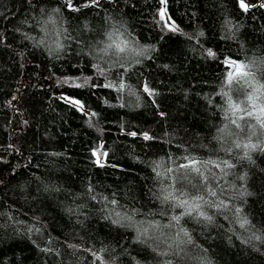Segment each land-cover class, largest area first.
<instances>
[{
  "label": "trees",
  "instance_id": "16d2710c",
  "mask_svg": "<svg viewBox=\"0 0 264 264\" xmlns=\"http://www.w3.org/2000/svg\"><path fill=\"white\" fill-rule=\"evenodd\" d=\"M261 2L0 0V264H264V129L226 120L222 94L227 60L264 82ZM125 40L145 54L101 52ZM188 155L213 161L211 221L155 198L156 164L165 184H203L184 179Z\"/></svg>",
  "mask_w": 264,
  "mask_h": 264
},
{
  "label": "snow or ice",
  "instance_id": "6c2138e0",
  "mask_svg": "<svg viewBox=\"0 0 264 264\" xmlns=\"http://www.w3.org/2000/svg\"><path fill=\"white\" fill-rule=\"evenodd\" d=\"M161 4H166V0H160ZM240 7L247 11L249 7H255L256 5H249L245 3V0H239ZM260 7H264V0H262ZM166 15V11L164 8H161L159 11V16L161 20H164ZM170 19V17L168 18ZM165 26L168 27L171 31H178V28H176L174 25L168 24L165 22ZM112 33H109V39L112 38ZM203 35V33H201ZM59 47V46H58ZM108 49H114L116 53L122 54L126 52H131L134 57H140L145 54L146 49H137L135 47H130L129 41H121L120 43H109L106 48H102L101 52H107ZM209 56H214V53L209 50L208 51ZM137 63H139V60H136ZM226 64L229 65V67L232 69L227 74L226 83L229 86V91L223 92V96L226 97V103H227V109L225 110L227 113H230V115H226L225 119L230 120V123L235 125L236 128L240 129L241 131L244 130V127L247 126V121L249 120H255L256 124L259 125L261 129H264V82H261V80H258L256 78V75L249 71V65L244 64L243 62H237L235 60H227L225 61ZM254 63V62H253ZM97 67H99L97 65ZM264 79V78H262ZM233 82L240 85L239 91H242L244 93V99L242 100H233L231 93V86ZM105 87H111L112 84L109 83L107 85H104ZM125 88V85L123 83L119 84V89L123 90ZM144 91L149 93L150 95L151 90L145 86ZM132 95H135V93H130ZM75 104H79V101H73ZM235 117V118H232ZM238 121H245V126H242ZM255 127L256 125H251L252 132L251 135H255ZM227 129V125H225V128L220 129L221 133H224ZM264 134V133H262ZM131 135H136V133H131ZM144 139H152V137L148 136L147 133L144 134ZM235 147L240 148H252L255 149L259 147L257 144H244L241 145L240 143H236ZM96 155V153H93ZM247 155V153H245ZM184 159L187 161V163H183L179 165V168L184 169V179H187L188 176L192 173H195L197 176L201 177L203 180V184L200 185H193L191 184V181L189 180L188 183L190 187L196 189L194 193H190L185 190L183 185H180L177 187V184L179 183V177H177L176 182L174 183H168L165 184V179L167 178V174L172 173L173 169L167 166H164L163 171H158L157 169L161 167L160 164H156V166L153 168V171L156 173V176L160 179L161 187L157 193H155V198L159 199L161 203H168V204H174L176 207H180L184 209L185 211L182 213V215L191 216L193 212L198 213L199 216L203 217L206 220L211 221L212 217L206 215L205 212L201 211L202 204L208 203V201L205 199V196H211L215 197L217 193L213 190V188L209 187V184L211 183L210 177L211 172L205 173L204 169L207 168L208 165L212 164L213 161L208 160L204 161L201 159H198L194 156L188 155L185 156ZM99 162V160H98ZM223 165H225L228 168L233 167V165L227 161L223 160L221 161ZM102 166V165H101ZM216 167H220V164H217ZM214 179V177H212ZM104 199H107L106 197ZM223 203V201H221ZM110 204L117 205L118 201L115 199H112L110 201ZM236 211L239 213L241 210L238 208ZM115 216L117 219L113 220V223H121V221H132V216L125 213L122 214L120 211H116L114 209ZM173 220H175L177 223H179L181 216H173ZM143 223V222H141ZM250 222L247 220L246 217H242L240 219V227L245 228L246 225H248ZM132 226V225H129ZM151 227H159L158 224L151 225ZM138 236H146L148 234V228H143L142 230L140 228H137ZM185 235L187 233L185 232ZM256 240L264 239V237L261 236H255ZM170 264V262H168Z\"/></svg>",
  "mask_w": 264,
  "mask_h": 264
},
{
  "label": "rangeland",
  "instance_id": "374dc122",
  "mask_svg": "<svg viewBox=\"0 0 264 264\" xmlns=\"http://www.w3.org/2000/svg\"><path fill=\"white\" fill-rule=\"evenodd\" d=\"M63 99H64L65 101L69 102L70 104L76 106L80 111H83V112H86V113L89 112V111H87V109L84 107V105H83L82 102L79 101V102H80L79 104H75V103H73V101H78V100L73 99V98H69V97H65V96H63ZM89 113H90V112H89Z\"/></svg>",
  "mask_w": 264,
  "mask_h": 264
},
{
  "label": "water",
  "instance_id": "95a60500",
  "mask_svg": "<svg viewBox=\"0 0 264 264\" xmlns=\"http://www.w3.org/2000/svg\"><path fill=\"white\" fill-rule=\"evenodd\" d=\"M165 9V8H164ZM166 11V10H165ZM165 19L168 21V15H167V13H166V15H165ZM103 156V154L102 153H100V157H102Z\"/></svg>",
  "mask_w": 264,
  "mask_h": 264
}]
</instances>
